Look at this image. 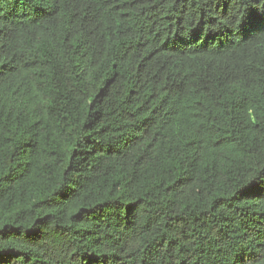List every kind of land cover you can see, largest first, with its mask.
I'll list each match as a JSON object with an SVG mask.
<instances>
[{
    "label": "trees",
    "instance_id": "1",
    "mask_svg": "<svg viewBox=\"0 0 264 264\" xmlns=\"http://www.w3.org/2000/svg\"><path fill=\"white\" fill-rule=\"evenodd\" d=\"M0 264H264V0H0Z\"/></svg>",
    "mask_w": 264,
    "mask_h": 264
}]
</instances>
